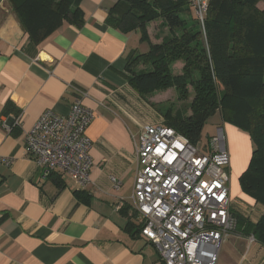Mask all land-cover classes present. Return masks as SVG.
Here are the masks:
<instances>
[{
	"label": "crops",
	"instance_id": "1",
	"mask_svg": "<svg viewBox=\"0 0 264 264\" xmlns=\"http://www.w3.org/2000/svg\"><path fill=\"white\" fill-rule=\"evenodd\" d=\"M117 2L83 0L82 25L65 23L38 45L29 41L9 3L0 5V157L14 158L10 167H0V264H161L157 248L136 234L142 220L130 199L141 131L163 117L156 114L155 95L141 97L128 82V56L142 53L145 44L138 32L124 34L107 23ZM189 2L188 19L194 15ZM160 24L148 27L153 44L168 34ZM183 66L177 62L174 73ZM74 88L87 94L83 105L94 113L87 131L93 141L91 183L85 186L60 170L45 176L25 145L26 132L43 113L69 114ZM20 113L21 127L7 133L1 122L11 123ZM224 128L233 144V213L257 223L264 207L238 183L245 169L241 138L248 137L232 125ZM112 178L121 183L118 191ZM75 191L84 192L86 201ZM250 237L237 229L218 264H264V246L251 244Z\"/></svg>",
	"mask_w": 264,
	"mask_h": 264
},
{
	"label": "trees",
	"instance_id": "2",
	"mask_svg": "<svg viewBox=\"0 0 264 264\" xmlns=\"http://www.w3.org/2000/svg\"><path fill=\"white\" fill-rule=\"evenodd\" d=\"M22 29L34 44H41L65 23H84L83 0H6ZM264 0H210L202 24L190 11L189 0H118L107 23L124 34L138 32L144 52L128 56L130 86L146 98L154 92L176 90L179 100L193 93L189 111L161 114L163 124L188 138L202 140L207 121L219 113L224 123L250 135L254 151L240 177L243 193L264 207ZM160 22L168 30L153 44L148 27ZM183 63L180 74L173 66ZM140 66L142 69L138 70ZM8 113V111H7ZM85 202L84 192L75 191ZM237 229L264 246V215L253 223L235 214ZM143 224L137 233L142 234ZM135 232V231H134ZM135 236V234H134Z\"/></svg>",
	"mask_w": 264,
	"mask_h": 264
},
{
	"label": "built area",
	"instance_id": "3",
	"mask_svg": "<svg viewBox=\"0 0 264 264\" xmlns=\"http://www.w3.org/2000/svg\"><path fill=\"white\" fill-rule=\"evenodd\" d=\"M6 0H0V5ZM210 0H193L203 24ZM66 116L47 111L26 132L27 153L49 176L62 171L78 186L91 183L88 129L94 113L83 105L87 94L78 89ZM23 115L1 126L10 133L22 125ZM131 202L142 220V236L153 244L161 264H218L222 246L237 230L230 189L231 158L224 126L207 142L193 144L161 122L142 129L137 149ZM13 157H0L10 167ZM115 191L120 181L112 178ZM249 242H256L251 236Z\"/></svg>",
	"mask_w": 264,
	"mask_h": 264
},
{
	"label": "rangeland",
	"instance_id": "4",
	"mask_svg": "<svg viewBox=\"0 0 264 264\" xmlns=\"http://www.w3.org/2000/svg\"><path fill=\"white\" fill-rule=\"evenodd\" d=\"M259 7L264 8V2H261L259 4ZM144 48L141 49L142 52H144L143 50H146V48L148 47L147 44H145V46H143ZM169 90H172V92L168 93ZM162 92H166L165 94H160ZM155 97L153 98V103H154V108L157 109L156 114H158V117H161V114H166L168 109H172L173 112H176L178 110H182L184 112L189 111V104L192 101V97H193V93H191V97L186 100V101H180L178 94L176 92V90H174L173 88L168 89L166 91H158V92H154ZM152 95L147 96L146 98L150 97L151 98ZM162 96V97H161ZM153 97V96H152ZM153 118V117H152ZM228 127L231 126V123H224L221 115L219 113L215 114L214 116H212L206 123L203 132H202V141L203 142H207L208 138L211 137L212 135L215 134L217 127L219 126H224ZM234 126V125H232ZM235 127V126H234ZM226 131V136H227V145L229 147L230 150V155L232 152V156H233V144L231 142V139L229 138V133L227 130ZM247 135L248 138L245 139V137L241 138V153H242V158H243V168H245L242 172V175L247 171V169L249 168L251 159H252V155H253V151H254V145L252 142V139L250 137V135L246 132H243ZM230 171H231V190L234 191L235 190V185H236V179L234 176V168L232 163L230 164ZM241 175V176H242ZM238 183L240 184V178L238 177ZM241 187V186H240Z\"/></svg>",
	"mask_w": 264,
	"mask_h": 264
}]
</instances>
